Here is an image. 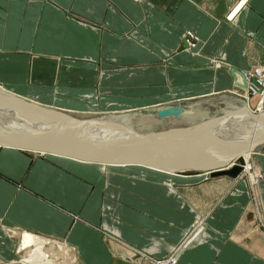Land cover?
Returning <instances> with one entry per match:
<instances>
[{"label":"crops","instance_id":"0c3cea01","mask_svg":"<svg viewBox=\"0 0 264 264\" xmlns=\"http://www.w3.org/2000/svg\"><path fill=\"white\" fill-rule=\"evenodd\" d=\"M259 66L264 0H0V88L68 114L253 104ZM255 157L250 184L0 148V264H31L26 235L56 264H264Z\"/></svg>","mask_w":264,"mask_h":264},{"label":"water","instance_id":"95a60500","mask_svg":"<svg viewBox=\"0 0 264 264\" xmlns=\"http://www.w3.org/2000/svg\"><path fill=\"white\" fill-rule=\"evenodd\" d=\"M239 74L243 78V84H240V86L247 89L248 82L245 75L240 72ZM0 93L1 95L3 94L5 96H3L2 98L4 99V101L2 102L5 103L0 104V116L5 117L6 113H13L15 114V116L17 115L27 118L29 122L31 121L32 125L34 124V126H32L31 128H25V132H37L38 128L45 125L51 119L57 120V123H60V125H65L66 127H62L63 129L60 128L57 131H55V129H52V135H54V137H49L48 141L50 147H43L38 143L29 145L26 143H11L0 141V148H14L32 152L35 154H40L43 156H60L84 163L113 166H143L157 169L163 172H168L170 174L184 172H203L210 173L212 177L230 176L232 178H236L243 171V166L245 164L244 156L251 154L256 148L264 146V126H257L254 135L250 137L247 142L241 145L240 148L230 152L223 160L212 161L207 159L205 156H203V158H200L198 156L194 157L193 155L192 158H194V162L187 160L186 162H183L181 164L170 163L169 165L164 166L162 163L149 162L143 157L142 152L146 149H150L151 147L160 152V150L162 149L161 144H165L163 143L165 141L168 144L170 142L179 141L185 145L184 147L189 150V152H193V149H191L190 145L182 137L172 134L170 130L166 132H159L156 134L142 135L137 133L134 128H131V131L127 133L129 136L128 140L134 143L137 142V144H119L115 141V139L119 135L105 132L99 126L101 123L95 122L96 119L81 120L66 112L49 109L34 103L27 102L2 88H0ZM7 99H11L14 103L7 101ZM181 114H183V110L181 107L166 108L164 110H161L159 113L161 117L180 116ZM256 116L257 119L258 117H260L258 115ZM261 124H263V120H261ZM7 131L14 132L18 135H21L19 133L23 132V130H20L13 126H7ZM60 131L61 134H63L62 136L58 137L57 135L60 134ZM94 132H99L102 137L100 139L96 138ZM82 139H90L92 141L95 140L99 144L105 145L108 149V152L112 155H115L117 158L113 160H108L107 158L103 160L102 158L96 157L86 158L66 151L65 144L68 141ZM160 140H162L163 142H159L161 148L158 149L156 145L158 146L157 142ZM235 162H237V164H235L228 170V167H230Z\"/></svg>","mask_w":264,"mask_h":264},{"label":"bare ground","instance_id":"6f19581e","mask_svg":"<svg viewBox=\"0 0 264 264\" xmlns=\"http://www.w3.org/2000/svg\"><path fill=\"white\" fill-rule=\"evenodd\" d=\"M3 96L4 95H1L0 93V98H3ZM7 101L12 102L11 99H7ZM2 103L5 102L0 101V104ZM259 116L260 117H258L257 119L255 113L252 112L251 109L246 108L242 111L231 114L229 117L212 121L214 123H210L211 125L208 127L206 126L205 128L197 127L196 129H186L184 131H178L176 129L172 130L170 132L182 137L190 145L194 153L192 151H190V153L189 150L184 147L185 145L179 141L170 142L168 144L166 141L163 142L162 140H160L157 142L158 146L156 145L158 149L161 148L159 142L165 143L161 144L162 149L160 150V152L151 147L150 149H146L142 152L143 157L149 162L162 163L164 166H167L170 163L181 164L183 162H186L187 160L194 162V158H192L193 155L194 157L198 156L200 158H203V156H205L207 159L212 161L223 160L230 152L240 148L241 145L247 142L249 138L254 135L257 126H264V113ZM8 119L10 120V122H8ZM261 120H263V124H261ZM56 121L57 120L53 119L49 120L45 125L38 128L37 132H25V128H31L32 126H34V124L32 125L31 121L29 122L27 118L17 115L15 116V114L13 113H6L5 118H0V141L11 143H26L29 145L38 143L43 147H50L48 141L49 137H54V135H52V129H55V131H57L62 127L66 128L65 125H60V123H57ZM95 122L101 123L99 126L105 132L119 135V138L117 137L115 139L117 143L125 145L137 144V142L134 143L128 140L129 136L127 133L131 131V127L126 128L130 124L128 117H116L109 115L102 119L95 120ZM12 123L13 127L23 130L24 133L22 132L19 133L21 135H18L14 132H8L6 127L11 126ZM94 133L96 138L100 139L102 137L99 132ZM62 134L60 131V134L57 136L60 137L62 136ZM65 146L67 152L86 158L96 157L102 158L103 160L106 158L108 160L117 158L115 155H112L108 152V149L105 145L99 144L95 140H72L68 141ZM235 164H237V162L232 164L230 168H232ZM247 169H249V166L245 169L246 172L248 171ZM249 177L250 178H247L250 181H255L252 175H250ZM31 246L34 247V250L31 253L29 263L56 264L54 261L48 258V255L43 252L41 244L34 237L26 235L24 238L23 249H29Z\"/></svg>","mask_w":264,"mask_h":264},{"label":"rangeland","instance_id":"374dc122","mask_svg":"<svg viewBox=\"0 0 264 264\" xmlns=\"http://www.w3.org/2000/svg\"><path fill=\"white\" fill-rule=\"evenodd\" d=\"M261 98L262 96L259 98L258 102H255L253 104L248 103L247 101L246 102L237 101V99L229 95L207 98L202 100L188 101L185 103H180L175 105L177 107H181L183 110V114H181L180 116L161 117L159 113L162 108H156V109L152 108V109H145L134 112H123V113H116L109 115L116 117L118 116L128 117L130 124L126 128L128 127L134 128V130L137 133L142 135L156 134L159 132H166L169 130L172 131L175 129L178 131L180 130L184 131L189 128H190L189 130H191L193 128L196 129L197 127L199 128L202 127L205 128L206 126L208 127L211 125L210 123H214L212 121L225 118L231 114L242 111L243 109L246 108H250L255 113V115L259 116L262 113H264V100H263L264 97L262 99ZM261 102H262V106L260 107ZM109 115L106 114V115L82 116L78 114H73L72 116L77 117L81 120H87V119L99 120L102 119V117L104 118ZM262 154H264V146L258 147L251 154L244 156L245 164L243 166V171L239 176L250 182V184H252L253 182L248 179L250 178L249 177L250 175H252L253 179H255L253 184H257L263 179V174L257 168L254 167V162L256 158L255 156ZM248 166L249 169H247L248 171L246 172L245 169ZM229 169L230 167H228V170ZM158 172H162V171H158ZM185 173L187 172H184L183 174ZM206 174L210 175L209 173ZM33 250L34 247H32L31 253L33 252Z\"/></svg>","mask_w":264,"mask_h":264},{"label":"built area","instance_id":"2783aa9c","mask_svg":"<svg viewBox=\"0 0 264 264\" xmlns=\"http://www.w3.org/2000/svg\"><path fill=\"white\" fill-rule=\"evenodd\" d=\"M189 37L190 34H189ZM187 44L189 40L185 41ZM246 80L248 82L249 93L251 95H257L264 97V66H259L254 68L249 74H244ZM261 98V99H262ZM264 100V99H263ZM262 106V102L260 103V107ZM153 264H177V257L176 254H172L166 259L154 261Z\"/></svg>","mask_w":264,"mask_h":264}]
</instances>
